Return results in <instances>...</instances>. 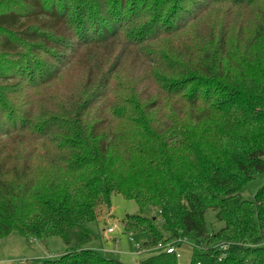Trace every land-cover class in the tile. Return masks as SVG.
<instances>
[{"label":"trees","instance_id":"16d2710c","mask_svg":"<svg viewBox=\"0 0 264 264\" xmlns=\"http://www.w3.org/2000/svg\"><path fill=\"white\" fill-rule=\"evenodd\" d=\"M263 43L264 0H0V242L124 264L90 247L118 193L158 212L135 264H264Z\"/></svg>","mask_w":264,"mask_h":264},{"label":"rangeland","instance_id":"374dc122","mask_svg":"<svg viewBox=\"0 0 264 264\" xmlns=\"http://www.w3.org/2000/svg\"><path fill=\"white\" fill-rule=\"evenodd\" d=\"M246 18V22H250V17L247 16ZM234 25L238 28V25ZM249 30L250 25H247L245 31L249 33ZM137 72V69L135 70L128 61L123 73L132 79ZM77 78L76 74H70L67 81L68 83L71 81L74 85L78 81ZM66 83L64 82L63 85ZM61 89L64 88L61 86ZM263 182L264 177L262 175L257 176L248 183L243 195L246 198L252 197ZM133 215L158 217V212L154 207L141 210L134 200L114 193L111 197L110 208L102 209L98 220L90 224V229L94 234L90 247L101 255L118 259L124 264H135L139 257L137 247L150 239V233L125 229L124 225L128 216ZM205 221L210 233L222 227V223L216 220V212L212 209L206 211ZM109 228L112 231H109ZM65 251L66 244L59 236H51L41 240L31 236L26 237L17 231H13L0 242V264H41L43 260L59 258ZM191 252L192 247L188 241H183L178 246L181 262H188Z\"/></svg>","mask_w":264,"mask_h":264},{"label":"built area","instance_id":"2783aa9c","mask_svg":"<svg viewBox=\"0 0 264 264\" xmlns=\"http://www.w3.org/2000/svg\"><path fill=\"white\" fill-rule=\"evenodd\" d=\"M109 231H112V229H109ZM174 251H175V250H174L173 247H170V248L167 249V252H168V253H172V252H174ZM177 256H180V254L178 253Z\"/></svg>","mask_w":264,"mask_h":264}]
</instances>
